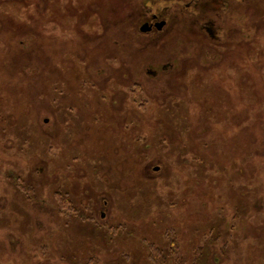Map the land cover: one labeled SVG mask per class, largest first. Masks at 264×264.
<instances>
[{
    "label": "rangeland",
    "instance_id": "374dc122",
    "mask_svg": "<svg viewBox=\"0 0 264 264\" xmlns=\"http://www.w3.org/2000/svg\"><path fill=\"white\" fill-rule=\"evenodd\" d=\"M106 3L0 0V264H264V0Z\"/></svg>",
    "mask_w": 264,
    "mask_h": 264
},
{
    "label": "trees",
    "instance_id": "16d2710c",
    "mask_svg": "<svg viewBox=\"0 0 264 264\" xmlns=\"http://www.w3.org/2000/svg\"><path fill=\"white\" fill-rule=\"evenodd\" d=\"M127 0H115V4L112 5L111 3H106L104 7L107 8V12L114 15V13H118L120 15V18L117 20L122 21V23H125L128 19L132 17L133 14L136 13V8L139 10L141 9L145 13H163L166 12V9H172L176 7V4H178L179 1L175 0H138L137 2H126ZM167 1V2H165ZM167 5V6H164ZM175 5V6H172ZM104 7L100 5V10H102ZM136 7V8H135ZM109 9V10H108ZM130 10V11H129ZM233 10V9H232ZM125 12V13H124ZM103 13V12H102ZM125 16V17H124ZM233 11H232V21L231 24L233 25L234 22L237 23V20L233 17ZM109 17V16H108ZM107 17V19H108ZM105 17L102 18V20L105 22ZM231 20V19H230ZM116 21V20H114ZM107 23V22H106ZM248 24V20L241 23V28L245 27ZM239 31V30H238Z\"/></svg>",
    "mask_w": 264,
    "mask_h": 264
},
{
    "label": "flooded vegetation",
    "instance_id": "af4514ba",
    "mask_svg": "<svg viewBox=\"0 0 264 264\" xmlns=\"http://www.w3.org/2000/svg\"><path fill=\"white\" fill-rule=\"evenodd\" d=\"M175 1H180V0H175ZM196 0H193V2H195ZM179 3V2H178ZM177 5V4H176ZM190 4L187 5V7L189 6ZM177 7V6H176ZM176 7L172 8L173 9V12L172 14L174 15L175 11H176ZM179 8V7H178ZM171 9V11H172ZM167 13H145L144 11H141L140 12V24L137 26H135V29H138V32H140L141 34H152V33H162L164 31V29L166 28L167 24H168V19H167ZM142 21V22H141ZM163 22L164 25L162 26L161 30H157V28L155 27V25L157 23H161ZM144 24H147L148 26L151 27V30L149 32H146V33H143L141 32L140 28L142 25Z\"/></svg>",
    "mask_w": 264,
    "mask_h": 264
},
{
    "label": "water",
    "instance_id": "95a60500",
    "mask_svg": "<svg viewBox=\"0 0 264 264\" xmlns=\"http://www.w3.org/2000/svg\"><path fill=\"white\" fill-rule=\"evenodd\" d=\"M163 25H164V23L161 22V23H157L155 25V27L157 28V30H161ZM140 30H141V32L146 33V32H149L151 30V27L148 26L147 24H144L141 26ZM155 170H157V168Z\"/></svg>",
    "mask_w": 264,
    "mask_h": 264
}]
</instances>
